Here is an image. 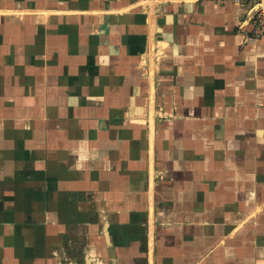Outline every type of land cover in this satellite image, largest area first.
I'll use <instances>...</instances> for the list:
<instances>
[{
	"label": "crops",
	"instance_id": "obj_1",
	"mask_svg": "<svg viewBox=\"0 0 264 264\" xmlns=\"http://www.w3.org/2000/svg\"><path fill=\"white\" fill-rule=\"evenodd\" d=\"M248 7L0 0V264H264Z\"/></svg>",
	"mask_w": 264,
	"mask_h": 264
},
{
	"label": "built area",
	"instance_id": "obj_2",
	"mask_svg": "<svg viewBox=\"0 0 264 264\" xmlns=\"http://www.w3.org/2000/svg\"><path fill=\"white\" fill-rule=\"evenodd\" d=\"M240 4H248L249 18L252 31L255 34H264V0H234Z\"/></svg>",
	"mask_w": 264,
	"mask_h": 264
}]
</instances>
